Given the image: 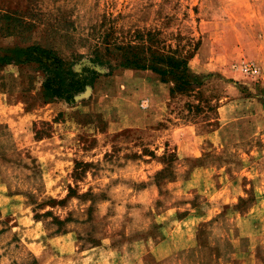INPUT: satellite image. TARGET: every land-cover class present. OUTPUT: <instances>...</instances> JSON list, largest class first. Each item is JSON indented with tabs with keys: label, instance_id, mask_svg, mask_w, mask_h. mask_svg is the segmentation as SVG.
Segmentation results:
<instances>
[{
	"label": "rangeland",
	"instance_id": "1",
	"mask_svg": "<svg viewBox=\"0 0 264 264\" xmlns=\"http://www.w3.org/2000/svg\"><path fill=\"white\" fill-rule=\"evenodd\" d=\"M14 11L31 28L0 45L39 42L64 58L87 51L94 30L109 26L123 43L150 30L165 49L184 53L198 42L188 71L201 86L171 96V84L154 73L118 68L73 103L46 104L35 90L36 65L1 71L0 194H22L42 220V238L74 230L78 252L60 255L46 241L32 257L21 239L26 225L12 228L17 215L0 206V264H111L95 242L108 229L115 242L131 235H124L126 208L116 202L133 201L144 183L185 182L194 168L209 169L195 178L212 188L220 175L210 168L222 166L252 169L230 191L231 197L240 191L236 201L199 193L193 200L198 222L184 223L181 239V232L168 233V245L154 254L119 245L118 264H196L185 251L197 244L205 246L196 254L199 264H264V0H0V15ZM220 116L227 121L222 129ZM118 182L132 190L115 188ZM68 187L75 195L68 196ZM106 199L114 205L102 204Z\"/></svg>",
	"mask_w": 264,
	"mask_h": 264
},
{
	"label": "crops",
	"instance_id": "2",
	"mask_svg": "<svg viewBox=\"0 0 264 264\" xmlns=\"http://www.w3.org/2000/svg\"><path fill=\"white\" fill-rule=\"evenodd\" d=\"M7 38L8 37L0 38V41H5ZM8 66L15 65H6L3 69L0 70V72L6 69ZM3 94L4 93L2 92V90H0V96H2ZM226 106H228V104L219 106V111L221 112V110ZM218 119L220 120L219 129H222L223 125L227 121L224 117L221 116ZM4 121L8 123L7 120L4 119ZM215 136H218V130L215 132ZM251 170L252 169L243 168L241 166H237V169L235 171L233 169H231V171L228 170V166H222L219 169L210 168V171L213 175H220L214 176V178L216 177L217 179L214 183L218 184H214L212 188L206 185V183L200 181L199 178H195V175H200L205 171L209 172V169L207 170L199 168H194L193 170L191 169L190 176L185 182L177 180L178 177H176V181H166L159 184L144 183L142 186L136 187L134 189V193L132 194L134 197L133 201H131V199L129 198H126L123 201H118L115 203L117 207L124 206V208H126V212L128 215L126 219L128 227L127 233L125 232L124 235H128V232H131V235L124 236L125 238L122 237L121 241L115 242L114 238L117 234L112 233L113 231L108 229V232H106L105 234L98 235V242H95V244L103 247L104 256L107 257L109 254V257L107 259L111 260V264H118V262L122 261V259H120V254L118 256L119 258L115 255L118 252H122L119 248V245L128 244L131 246H139V249L149 248L144 252H148L151 254H154V250H163L164 246L168 245V233H172L173 231L181 232L180 236H178V238L181 239V236H183L182 232L184 230L183 224L186 222H191L192 224L194 223V202L199 201L196 200L193 202V200L196 199V196L199 197V193L202 192V194L205 195H210L211 193L212 197L214 196L213 198H222L223 202H234V200L236 201V198L239 195L240 191L237 192L236 196L234 197H231L230 191L235 189L237 190L240 187L237 183V180H240L239 177H241V174H246ZM231 174H234L236 176H232ZM117 187L118 189L122 188V190H132V187H130L129 184L123 182L116 183L115 188ZM167 190L171 195L168 194ZM113 200L114 199H106L101 201L103 202L102 204L112 201V204L114 205ZM69 201L70 200L68 198V200H66V203H68ZM0 206H8L6 209H12L14 211V214L17 215L15 218V221L17 222L16 226H12V228H19L20 225H26V227L24 228L26 232L24 233L23 237H21V239L25 245L24 249H27L26 252H28L32 257H37L38 255L43 253L44 247H46V241L49 242L53 247V250L60 255L70 256L78 252V248L75 244V242L77 241L76 232L74 230H71L70 228L68 230H65L64 232L63 230L54 232L52 234H49L47 238H42V235L45 234L40 229L42 220L40 217H35L33 215V210L26 202V199H23L22 194H14L12 196H9L4 192L1 193ZM51 207L54 208L53 205H51ZM68 215V213H65L64 216L68 217ZM55 216L56 213L54 212L51 217ZM57 216L58 219H64V216ZM203 216H205V214L200 215L201 218ZM195 219L197 221V218ZM164 220L166 221L164 222ZM64 222L66 223V226H68L67 224L70 223L68 222V220L66 221V219H64ZM79 223L81 224V222ZM155 227L156 233L152 234L151 230H153ZM189 229H191V227ZM38 230H40V232H38ZM109 233L110 235H108ZM25 236H27L28 239ZM125 240H128V242H124ZM190 246V249H187L185 252H188L189 250L192 254L190 257L192 258V261L194 259L195 263L199 264V261L201 260L197 258L198 256L196 254L204 251L205 246L200 244L192 245L191 247ZM79 254L83 255L84 253L83 251H81ZM95 259V262L99 261V257H96ZM88 260L90 259L84 257V262H88Z\"/></svg>",
	"mask_w": 264,
	"mask_h": 264
},
{
	"label": "trees",
	"instance_id": "3",
	"mask_svg": "<svg viewBox=\"0 0 264 264\" xmlns=\"http://www.w3.org/2000/svg\"><path fill=\"white\" fill-rule=\"evenodd\" d=\"M104 25V24H103ZM31 28L30 24L22 21L17 12L0 15V38L12 37ZM114 28L96 29L93 34L95 41L88 44L85 52L72 53L70 58L62 57L53 46L39 42H27L26 45H0V70L6 65L37 66L39 85L38 99L44 103L63 100L68 104L74 102L77 94L87 87H93L102 74L110 75L118 68L150 71L163 83H170V95L185 93L201 86L200 81L192 78L188 71V61L198 49V42L190 51L180 52V49L168 45L160 47L161 41L157 32H137L135 41L118 42L113 36ZM88 42V40L86 41ZM85 59L79 70L73 68L77 61ZM105 72H101L102 69ZM31 80L32 77H30ZM148 154L152 155L151 152ZM155 158V157H154ZM156 157L163 162H170L165 157ZM173 160V159H172ZM68 187V196L75 195ZM56 202V201H53Z\"/></svg>",
	"mask_w": 264,
	"mask_h": 264
}]
</instances>
